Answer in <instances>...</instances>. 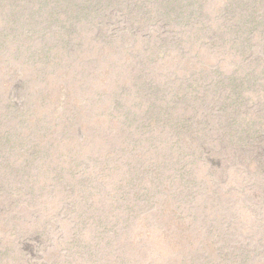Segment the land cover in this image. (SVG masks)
Here are the masks:
<instances>
[{
	"label": "rangeland",
	"instance_id": "rangeland-1",
	"mask_svg": "<svg viewBox=\"0 0 264 264\" xmlns=\"http://www.w3.org/2000/svg\"><path fill=\"white\" fill-rule=\"evenodd\" d=\"M0 264H264V0H0Z\"/></svg>",
	"mask_w": 264,
	"mask_h": 264
}]
</instances>
